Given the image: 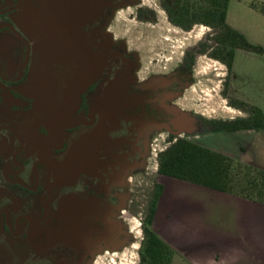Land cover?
I'll use <instances>...</instances> for the list:
<instances>
[{
    "label": "rangeland",
    "instance_id": "1",
    "mask_svg": "<svg viewBox=\"0 0 264 264\" xmlns=\"http://www.w3.org/2000/svg\"><path fill=\"white\" fill-rule=\"evenodd\" d=\"M22 1L13 14L22 42L5 50L0 67L17 74V88L35 96L36 107L0 104V120L13 122L20 145L56 146L53 183L65 188L19 195L8 227L0 209V264H140L159 153L171 134L264 163L261 136L246 139L205 124L247 117L251 106L264 114V52L237 49L229 71L211 55L224 57L216 28L185 29L169 17V8L179 17L206 0H38L39 7ZM251 1L264 2L230 0L227 23L264 49V13ZM189 53L196 57L191 79L165 91V77ZM177 116L181 130L173 125ZM3 199L8 207L16 203L0 192ZM30 207L31 220L17 226L15 218Z\"/></svg>",
    "mask_w": 264,
    "mask_h": 264
},
{
    "label": "trees",
    "instance_id": "2",
    "mask_svg": "<svg viewBox=\"0 0 264 264\" xmlns=\"http://www.w3.org/2000/svg\"><path fill=\"white\" fill-rule=\"evenodd\" d=\"M229 1L206 0V6H200L198 11L191 14L187 10L179 17L174 16L169 8V17L185 29H191L195 23L216 28L217 33L213 38L221 47L224 57H220L215 52L211 55L222 59L230 71L237 49L258 53H263L264 49L250 43L243 33L227 23ZM251 6L264 13V2L251 1ZM195 59V54L189 53L183 67L176 73L165 77L167 81L165 91H178L191 79ZM232 106L239 108L236 105ZM250 112L251 114L247 117L205 120V124L211 131L264 130V114L255 106L250 107ZM172 118L173 116H170L168 121L171 127ZM169 142V146L159 153L158 174L264 201V169L235 160L227 154L185 137L171 134ZM163 189V184L155 183L149 201L148 214L143 223L145 238L142 244L140 264H171L174 255V249L153 228L156 207Z\"/></svg>",
    "mask_w": 264,
    "mask_h": 264
},
{
    "label": "crops",
    "instance_id": "3",
    "mask_svg": "<svg viewBox=\"0 0 264 264\" xmlns=\"http://www.w3.org/2000/svg\"><path fill=\"white\" fill-rule=\"evenodd\" d=\"M175 119L173 125L181 130ZM229 132L264 140L263 129ZM249 164L264 169V163ZM158 182L164 189L153 228L174 249L171 264H264V201L162 174Z\"/></svg>",
    "mask_w": 264,
    "mask_h": 264
},
{
    "label": "flooded vegetation",
    "instance_id": "4",
    "mask_svg": "<svg viewBox=\"0 0 264 264\" xmlns=\"http://www.w3.org/2000/svg\"><path fill=\"white\" fill-rule=\"evenodd\" d=\"M22 0H0V62L6 56V49H17L19 47L20 31L13 20V14L18 11L22 5ZM34 7H39V1L34 0ZM18 80L17 74L12 72L10 68L6 71L0 67V104L15 111H31L36 107L35 96L26 95L20 92L17 88ZM3 101V103H1ZM63 127H65L62 124ZM11 129L15 131L12 121L0 120V173L3 179H0V192L6 193L9 197L16 200L14 206L8 207L4 199L0 202L1 212L6 213L5 224L7 227L13 221V208L19 210V195L31 194L36 195L40 191L56 192L58 189H63L65 186H56L53 183L54 167H52L51 159L54 157V149L46 150L43 145L41 147L34 146L31 141L27 145L23 143L20 145L21 137L11 133ZM6 130V131H5ZM52 150V151H51ZM54 152V153H53ZM42 154L43 156H41ZM34 197V196H33ZM51 196L47 204L50 202ZM33 205V204H32ZM33 207L27 209L29 213L24 212L18 214L15 218L17 226L24 221V219L31 220L30 213ZM47 213L45 209L44 215ZM42 216L41 222L46 217ZM18 229V228H17ZM0 233V238L3 237ZM19 237L18 235H14Z\"/></svg>",
    "mask_w": 264,
    "mask_h": 264
}]
</instances>
